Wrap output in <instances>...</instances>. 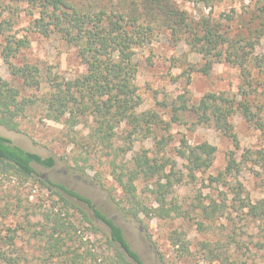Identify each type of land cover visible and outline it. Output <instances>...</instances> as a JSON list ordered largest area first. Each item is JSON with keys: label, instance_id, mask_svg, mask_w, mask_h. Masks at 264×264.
<instances>
[{"label": "rangeland", "instance_id": "374dc122", "mask_svg": "<svg viewBox=\"0 0 264 264\" xmlns=\"http://www.w3.org/2000/svg\"><path fill=\"white\" fill-rule=\"evenodd\" d=\"M171 1L193 21L205 16L221 23L236 39L248 41L251 32L264 26L256 21L264 0H210L208 7L202 0ZM37 17L36 10L23 2L0 1V25L5 27L0 35V77L19 88L23 96L37 92L25 89L10 74L1 56L6 38L29 40L30 47L12 60L18 66L26 62L37 65L43 75L59 82L73 80L86 70L73 45L57 34L44 37L35 32L31 25ZM251 41L253 48L245 46L241 54L248 58L245 65L254 78L257 92L250 101L258 116L255 125L235 114L230 119L235 139L214 123L200 124L190 110L207 94L239 95L240 100L241 67L223 59L209 75L191 71L204 65L202 56L192 49L190 40L174 42L167 29L157 31L150 44L134 49L135 84L141 97L136 113L157 115L158 125L152 130L135 132L125 122L116 124L115 136L106 147L92 133L96 126L92 116L80 117L75 125L55 122L47 118L40 102L19 119L18 132L0 125V136L13 145L56 160L49 170L35 165L37 174L29 179L0 167V254L18 264H112L105 225L79 203L75 202L91 216L90 222L77 209L69 210L41 182L50 179L90 199L112 218L145 264H264V221L249 213V205L264 202V30ZM173 116L179 121L173 122ZM162 139L165 147L158 144ZM205 142L217 148L212 166L191 176L179 152ZM142 154L159 163L167 158L177 163L166 207L178 206V215L133 218L119 211L116 202L124 193L118 179L133 169ZM231 154L238 169L225 173ZM170 169L168 166L165 173ZM158 177L142 176L136 182L137 194L148 207H157L153 191ZM160 182L165 184L167 179ZM48 216L61 217L65 223L61 233ZM55 233L64 239L59 249L49 243Z\"/></svg>", "mask_w": 264, "mask_h": 264}, {"label": "trees", "instance_id": "16d2710c", "mask_svg": "<svg viewBox=\"0 0 264 264\" xmlns=\"http://www.w3.org/2000/svg\"><path fill=\"white\" fill-rule=\"evenodd\" d=\"M13 1L23 2L31 10H36L38 17L31 25L35 32L44 37L57 34L73 45L86 70L74 76L76 78L73 80L59 82L48 74L43 75L37 65L26 62L18 66L12 60L17 58L21 50L30 47L29 40L27 37L6 38L1 56L10 74L14 79L21 80L25 89L37 92L32 96H23L19 88L0 77V125L10 131H19V119L37 102L45 107L47 118L55 122L65 120L67 124L75 125L80 117L92 116L96 124L91 128L92 133L106 147L111 145L115 136L116 124L125 122L132 126L135 132L144 128L152 130V126L158 125L157 115L148 112L141 115L136 113L141 105V97L135 84L138 67L134 62V49L150 44L154 34L162 29L169 30L176 43L184 39L190 40L192 49L202 56L204 65L198 69L193 67L191 71L209 75L214 65L223 59L237 62L242 69L244 84L240 87V100L239 95L230 98L226 94H207L198 106L190 110L197 115L200 124L214 123L224 134L235 139L233 124L230 121L235 114H241L248 122H257L258 113L253 111L250 101L251 94L254 95L257 91L253 85L254 78L245 65L248 58L241 54V49L245 46L253 48L251 39L262 32L264 26L251 32V39L246 41L245 37H232L222 29L221 23L213 21L210 17L203 16L200 20L193 21L187 12L171 0ZM202 1L207 7L210 6V0ZM258 12L256 21L260 20L262 26L264 6ZM7 24L11 26L9 21ZM4 30L5 27L1 24L0 35ZM243 42L244 46L241 44ZM184 109L188 110V107L184 105ZM172 121L178 122V116H173ZM169 128L170 124H167V130ZM261 128L263 130L262 126ZM158 144L165 147V139ZM216 152V146L205 142L194 147L186 146L179 152V156L186 162V168L192 176L197 171L210 168ZM35 165L49 170L56 166V160L54 157L43 158L36 153L25 151L0 136V167H4L18 178L29 179L37 174ZM176 165L177 163L169 158L159 163L147 154L137 157L133 169L118 179L124 193V198L116 202L119 211L124 216L133 218L144 216L167 219L172 214L178 215V206L166 207L167 195L173 187L171 177ZM168 166L171 169L170 173L166 174L165 169ZM237 169V161L231 154L225 173H232ZM125 176L127 181L123 180ZM142 176L146 179L160 176L157 188L153 191L157 207H148L137 194L136 182ZM164 179H167L165 184L160 182ZM41 182L59 197L69 210L77 209L87 221L90 222L92 216L105 225L107 248L112 250L109 257L112 264H145L128 243L121 227L90 199L50 179ZM75 202L85 206L91 216L86 215ZM249 213L264 221V202L249 205ZM47 220L55 225L54 228L59 233L63 230L61 228L65 227L61 217L55 216L51 219L48 216ZM59 233L51 235L49 243L52 248L59 249L64 242V239L58 236ZM10 243L14 244L13 239ZM0 262L18 264L16 259L5 254H0Z\"/></svg>", "mask_w": 264, "mask_h": 264}]
</instances>
